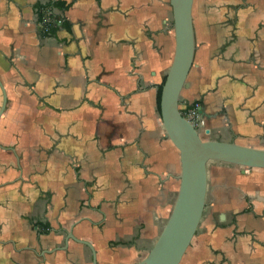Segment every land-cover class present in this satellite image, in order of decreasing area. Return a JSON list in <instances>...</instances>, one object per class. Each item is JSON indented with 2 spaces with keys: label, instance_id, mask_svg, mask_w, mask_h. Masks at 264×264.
Wrapping results in <instances>:
<instances>
[{
  "label": "crops",
  "instance_id": "crops-1",
  "mask_svg": "<svg viewBox=\"0 0 264 264\" xmlns=\"http://www.w3.org/2000/svg\"><path fill=\"white\" fill-rule=\"evenodd\" d=\"M56 1L0 0V264H93L70 233L95 264H135L178 184L156 107L171 9L59 0L43 14L70 27L42 36L36 5ZM192 21L180 105L199 102L208 139L264 148V0H193ZM232 168L212 169L189 264H264V170Z\"/></svg>",
  "mask_w": 264,
  "mask_h": 264
},
{
  "label": "water",
  "instance_id": "water-1",
  "mask_svg": "<svg viewBox=\"0 0 264 264\" xmlns=\"http://www.w3.org/2000/svg\"><path fill=\"white\" fill-rule=\"evenodd\" d=\"M171 9L174 48L172 59L161 83L159 118L164 138L178 152L177 192L169 214L147 255L135 264H180L199 225L206 201L207 164L225 163L243 169L264 170V148H255L234 141L203 140L199 129L182 116L180 94L193 65L195 36L192 21L193 0H167ZM2 95L0 116L5 109ZM201 113V109L199 110ZM67 239L87 246L95 264V252L86 241L70 233Z\"/></svg>",
  "mask_w": 264,
  "mask_h": 264
},
{
  "label": "trees",
  "instance_id": "trees-1",
  "mask_svg": "<svg viewBox=\"0 0 264 264\" xmlns=\"http://www.w3.org/2000/svg\"><path fill=\"white\" fill-rule=\"evenodd\" d=\"M68 4H66L63 1H56L53 4L45 5V4H40L38 3L36 5V11L38 14V21L41 23L43 19V10L45 8H67ZM59 19L61 22L59 24L56 23V20ZM69 23L64 19V18H57L54 17L53 14H50V21L44 25V27L41 30L42 36H52L58 31L59 29H69ZM163 82V81H162ZM160 89H161V84L157 88L156 92V107L159 112V97H160Z\"/></svg>",
  "mask_w": 264,
  "mask_h": 264
},
{
  "label": "built area",
  "instance_id": "built-area-1",
  "mask_svg": "<svg viewBox=\"0 0 264 264\" xmlns=\"http://www.w3.org/2000/svg\"><path fill=\"white\" fill-rule=\"evenodd\" d=\"M50 21V13L48 10L43 14L42 22L40 23L41 28L44 27L46 23ZM61 21L59 19L56 20V23L59 24ZM179 109L183 117H185L189 122H191L195 127L199 130L205 125V120L201 116L199 110L200 105L199 102L195 101L189 104L180 105Z\"/></svg>",
  "mask_w": 264,
  "mask_h": 264
},
{
  "label": "rangeland",
  "instance_id": "rangeland-1",
  "mask_svg": "<svg viewBox=\"0 0 264 264\" xmlns=\"http://www.w3.org/2000/svg\"><path fill=\"white\" fill-rule=\"evenodd\" d=\"M174 48V46H173ZM171 59L172 57L170 58L168 64H167V68H166V73L168 71V68H169V63L171 62ZM165 73V74H166ZM165 77V76H164ZM164 80V78H163ZM180 106V105H179ZM200 137L203 139V140H215L214 138L216 137L215 136H211V138H207L204 134H201L200 133ZM218 167V170L217 172H219L220 174L222 172H227V171H235L232 167H235V166H232V165H228V164H225V163H220V162H214V161H210L208 162V167H207V187H206V198H205V201L206 199L208 200L209 199V195L213 189V181H214V174L212 173V169L213 167L215 168ZM237 168H240V167H237ZM178 185V184H177ZM177 185H176V188L174 190V198H175V195H176V192H177ZM173 198V199H174ZM206 205V204H205ZM205 208V207H204ZM180 264H189V259H188V256H185V258H183L181 260V263Z\"/></svg>",
  "mask_w": 264,
  "mask_h": 264
},
{
  "label": "flooded vegetation",
  "instance_id": "flooded-vegetation-1",
  "mask_svg": "<svg viewBox=\"0 0 264 264\" xmlns=\"http://www.w3.org/2000/svg\"><path fill=\"white\" fill-rule=\"evenodd\" d=\"M200 131H201V130H199V135H200Z\"/></svg>",
  "mask_w": 264,
  "mask_h": 264
}]
</instances>
